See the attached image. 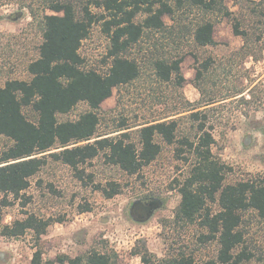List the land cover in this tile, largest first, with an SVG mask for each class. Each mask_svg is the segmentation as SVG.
<instances>
[{
    "label": "trees",
    "instance_id": "16d2710c",
    "mask_svg": "<svg viewBox=\"0 0 264 264\" xmlns=\"http://www.w3.org/2000/svg\"><path fill=\"white\" fill-rule=\"evenodd\" d=\"M38 3L39 9H36L34 0H0V7L17 6L27 10L34 20H40L42 28L37 57L30 59L26 68L31 80L11 79L0 87V136L12 143L0 151L3 206L19 201L30 187L31 179L51 161L69 166L79 180H84L86 173L80 168L103 156L109 165L118 167L128 176H136L160 156L162 147L157 141L160 138L168 145L178 142L177 155L189 165L184 178L174 181L181 196L175 211V224H198L206 230L199 236L201 244L217 241L220 249L216 259L204 262L196 261L185 251L158 259L145 246L142 250L136 249L135 255L141 258L142 264H243L249 260L246 252L235 251L244 243L243 214L254 211L264 220V175L226 183L232 169L213 153L215 124H211L209 115L221 102L237 100L250 105L253 99L244 95L248 88L203 100L197 105L186 103L187 107L177 115L184 114L182 118L193 124L194 136L187 133L178 139L180 120L164 119L130 123L122 117L112 132L100 134L99 131L102 104L113 96L114 90L129 86L141 77L140 63L131 55L132 51L141 47L148 35L172 32L165 17L174 18L178 12L198 9L227 18L233 23L234 34L244 40L240 53L244 58L258 61L253 30L220 0H96V6L107 13L99 18L87 6L79 15L71 0H38ZM251 12L253 18L263 22L264 0L251 8ZM97 21L104 22V31L110 39L104 60L108 65L105 72L85 67L80 53L82 43ZM214 34L215 23L206 18L191 30L192 41L197 47L216 46ZM185 56L169 57L154 45L150 57L154 75L162 83L174 78L182 85L185 77L181 66ZM210 68V60L203 62L197 79ZM196 87L204 93L201 85L196 84ZM81 103L86 104L88 110L77 120H59L60 115L71 113ZM119 105L120 102L117 108ZM26 110L36 116L35 121ZM132 132L138 134L139 145L133 142ZM113 134L117 135L111 136ZM95 189L108 200L122 193V186L117 182L99 184ZM214 204L219 206L216 212L211 209ZM88 210L85 208L83 212ZM52 222L26 213L24 219L2 225L0 217V235L18 239L33 232L41 239ZM117 257L115 253L93 249L74 258L62 255L57 261L61 264H120ZM30 264H46L41 249L35 251ZM48 264H55V261Z\"/></svg>",
    "mask_w": 264,
    "mask_h": 264
},
{
    "label": "rangeland",
    "instance_id": "374dc122",
    "mask_svg": "<svg viewBox=\"0 0 264 264\" xmlns=\"http://www.w3.org/2000/svg\"><path fill=\"white\" fill-rule=\"evenodd\" d=\"M71 1L79 15L86 6L98 18L107 15L96 6V0ZM220 1L253 30L259 60L243 57L240 50L244 40L234 34L233 23L227 18L198 9L178 12L174 18L165 17L172 32L148 35L141 47L132 51L131 55L140 63L141 77L129 86L114 90L113 96L102 104L99 133L112 132L123 117L130 123L180 120L178 139L187 133L194 136L193 124L182 118L184 114L177 115L184 111L186 103L197 105L203 100L248 88L252 92L244 95L253 99L250 105L237 100L226 101L218 103L209 113L211 124H215L213 153L231 167L226 183L234 184L264 175V20L258 22L251 12L261 0ZM34 4L39 9L38 0H34ZM205 18L215 23L217 44L214 47H197L191 38V30ZM39 21L17 6L0 7V87L11 79L31 80L26 68L29 60L37 57L42 42ZM103 23H94L80 49L85 67L100 72L108 69L104 60L110 46ZM154 45L169 57L186 55L181 66L185 77L182 85L174 78L162 83L154 75L150 65ZM208 60L211 61L209 72L197 79L200 65ZM196 84L201 85L204 95ZM87 110V105L81 103L71 113L60 115L59 120L75 121ZM25 113L35 121L36 116L29 110ZM132 140L139 145L136 132H132ZM157 141L162 147L160 156L136 176H128L118 167L109 165L103 156L80 168L86 173L84 180H79L69 166L51 161L31 179L30 187L13 205L4 207V195L0 193L2 225L22 220L26 213L53 221L41 239L33 232L18 239L0 235V264H30L37 249L42 250L46 264L50 261L61 264L57 261L59 256L74 258L93 249L117 254L120 264H142L135 250H142L144 246L158 259L178 251L193 255L199 262L216 259L220 249L218 242L201 244L199 241L206 230L198 224H175L181 196L174 181L184 178L189 165L177 155L178 142L168 145L160 138ZM11 144L0 136V151ZM107 182L119 183L122 193L111 200L105 199L95 186ZM145 197L157 198L162 205L149 221L136 222L129 214L131 205L134 200ZM85 208L89 210L83 212ZM211 209L218 211V204ZM243 215L244 243L235 252H246L249 260L243 264H264V220L254 211Z\"/></svg>",
    "mask_w": 264,
    "mask_h": 264
},
{
    "label": "flooded vegetation",
    "instance_id": "af4514ba",
    "mask_svg": "<svg viewBox=\"0 0 264 264\" xmlns=\"http://www.w3.org/2000/svg\"><path fill=\"white\" fill-rule=\"evenodd\" d=\"M162 202L157 198L145 197L134 200L129 214L136 222H146L153 217Z\"/></svg>",
    "mask_w": 264,
    "mask_h": 264
}]
</instances>
